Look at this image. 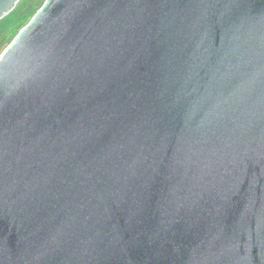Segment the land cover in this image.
Wrapping results in <instances>:
<instances>
[{"label":"water","instance_id":"1","mask_svg":"<svg viewBox=\"0 0 264 264\" xmlns=\"http://www.w3.org/2000/svg\"><path fill=\"white\" fill-rule=\"evenodd\" d=\"M0 264H264V0H44L0 53Z\"/></svg>","mask_w":264,"mask_h":264},{"label":"trees","instance_id":"2","mask_svg":"<svg viewBox=\"0 0 264 264\" xmlns=\"http://www.w3.org/2000/svg\"><path fill=\"white\" fill-rule=\"evenodd\" d=\"M43 2H44V0L41 2V5ZM36 4H38V0H25V4H21L20 2H18L16 4V6L14 7V9L12 10L13 11V19L15 21H19L23 17L28 16L30 14L33 16V14L36 12V10L41 6L40 5L35 10ZM8 37H9V28L4 27V26L0 27V53L2 52L4 45L7 43Z\"/></svg>","mask_w":264,"mask_h":264},{"label":"rangeland","instance_id":"3","mask_svg":"<svg viewBox=\"0 0 264 264\" xmlns=\"http://www.w3.org/2000/svg\"><path fill=\"white\" fill-rule=\"evenodd\" d=\"M43 0H38V4L35 5V10L41 5ZM21 4H25V0H19ZM32 15H28L20 19L19 21H15L13 19V11H10L3 18L0 19V27H8L9 28V37L7 43L4 45L2 51L8 46L11 42L12 38L15 37L17 32L25 25L27 21L31 19Z\"/></svg>","mask_w":264,"mask_h":264}]
</instances>
